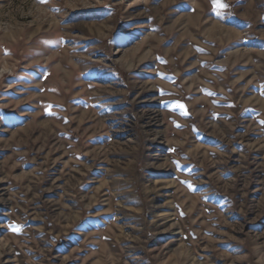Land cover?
Listing matches in <instances>:
<instances>
[{"label":"rangeland","instance_id":"obj_1","mask_svg":"<svg viewBox=\"0 0 264 264\" xmlns=\"http://www.w3.org/2000/svg\"><path fill=\"white\" fill-rule=\"evenodd\" d=\"M219 2L0 0V264H264V0Z\"/></svg>","mask_w":264,"mask_h":264},{"label":"snow or ice","instance_id":"obj_2","mask_svg":"<svg viewBox=\"0 0 264 264\" xmlns=\"http://www.w3.org/2000/svg\"><path fill=\"white\" fill-rule=\"evenodd\" d=\"M41 2H45V0H41ZM212 4L214 9L225 7L219 0H212ZM178 107L183 108V105H178Z\"/></svg>","mask_w":264,"mask_h":264}]
</instances>
